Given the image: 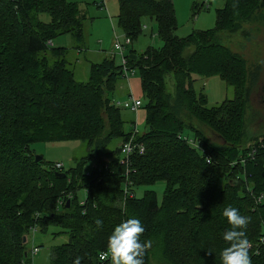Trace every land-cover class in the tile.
Wrapping results in <instances>:
<instances>
[{
	"label": "trees",
	"instance_id": "16d2710c",
	"mask_svg": "<svg viewBox=\"0 0 264 264\" xmlns=\"http://www.w3.org/2000/svg\"><path fill=\"white\" fill-rule=\"evenodd\" d=\"M144 18L154 22L161 45L136 54L131 46L143 33ZM91 20L67 0H0V264H31L23 238L49 227L67 235L65 244L51 249L49 264H73L76 257L80 264H109L98 256L114 227L128 218L140 220L141 241L152 242L144 264L152 255L167 264H222L221 251L229 246L223 234L231 229L222 212L229 205L249 218V255L252 264H264V201L255 203L264 196V156L241 162L249 144L264 140L247 136L252 123L246 120L262 68L249 71L221 42L246 38L245 25H264V0H223L213 29L184 38L176 35L170 0H118L116 23L131 42L128 68L139 72L146 116L144 133L135 135L145 152L131 157L127 174L119 148L132 131H124L111 97L123 80L121 66L115 57L103 58L90 64L83 83L71 68L72 52L88 50L84 23ZM60 35L70 36L74 47H52ZM211 77L233 89L232 100L207 107L206 95L194 86ZM184 131L200 150L179 138ZM62 141L86 145V156L63 178L57 176L63 169L35 163L29 150L32 143ZM89 161L95 167L87 175ZM157 183L164 184L160 202L153 191L136 197V189ZM80 189L82 205L75 198Z\"/></svg>",
	"mask_w": 264,
	"mask_h": 264
},
{
	"label": "rangeland",
	"instance_id": "374dc122",
	"mask_svg": "<svg viewBox=\"0 0 264 264\" xmlns=\"http://www.w3.org/2000/svg\"><path fill=\"white\" fill-rule=\"evenodd\" d=\"M71 3H77L81 8L86 9L91 21L84 23V33L87 39L89 52L84 56L72 52L73 63L71 68L77 82H86L89 75L87 66L89 59L91 62H97L103 56H113V42L115 38L124 43V35L117 27L116 15L118 14V0H67ZM177 21L176 35L184 38L193 31H205L213 29L215 26V13L223 7V0H170ZM203 5L202 8L196 7ZM100 6L101 8H97ZM206 6L208 8H206ZM196 8H200L197 9ZM40 20L48 22L47 15H40ZM144 26L143 33L139 39L131 46L136 54H142L148 47H159L161 42L156 37V26L148 18L142 19ZM244 29L248 31V36L237 35L231 40L221 41L229 49L241 56L247 63L249 71L254 70L257 66L262 68L260 83L252 88L250 102L246 113V120L252 123L251 129L248 130V137L264 136V107L260 97L263 91L259 92L260 85L264 84V25H245ZM251 31V32H249ZM225 36V35H223ZM54 48L74 47V41L70 36L60 35L53 38L51 42ZM130 47V48H131ZM78 55V56H77ZM114 62L119 64V57L115 55ZM98 63V62H97ZM262 82V83H261ZM195 89L201 90L207 97V107H215L225 100H232L234 92L232 88L227 87L219 78L211 77L207 79H197ZM112 99L119 104L121 120L124 122L125 132L135 131L142 135L145 129V110L140 108L136 114L122 108V105L129 100V97L140 100L144 103L140 87L139 72L133 71V75L128 80H121L116 90L111 95ZM128 132V133H129ZM184 136L192 138L188 131H184ZM121 141H117L114 147L118 148ZM29 150L36 157H41L45 164L62 165L63 174L77 165V162L86 156V145L81 141H62L56 143H32ZM94 162L89 161L84 164V172L90 175L94 171ZM146 191H153L156 194L158 202L161 201L164 184L157 183L152 187L136 189V197L140 198ZM65 195L61 196L57 204L62 207ZM76 202L81 204L85 201V190L80 189L75 193ZM60 230L55 227H49L46 233H40L37 229L32 234L29 233L25 239L27 250L31 251L34 247L39 249L38 253L31 256V264H49L51 249L67 242L66 234H58ZM150 264H167L160 257L152 255Z\"/></svg>",
	"mask_w": 264,
	"mask_h": 264
},
{
	"label": "clouds",
	"instance_id": "9594fccd",
	"mask_svg": "<svg viewBox=\"0 0 264 264\" xmlns=\"http://www.w3.org/2000/svg\"><path fill=\"white\" fill-rule=\"evenodd\" d=\"M222 216L231 225V229L223 234V239L229 243V246L221 251L222 264H252L249 255L251 243L244 231L249 218L241 215L239 210L231 205L224 208ZM96 224L100 227L103 221L97 220ZM144 232L145 228L140 220L128 218L122 221L108 236L107 248L99 259L101 261L110 259V264H144L146 251L152 245L150 240L141 241ZM80 261L81 258L76 257L73 264H80Z\"/></svg>",
	"mask_w": 264,
	"mask_h": 264
},
{
	"label": "built area",
	"instance_id": "2783aa9c",
	"mask_svg": "<svg viewBox=\"0 0 264 264\" xmlns=\"http://www.w3.org/2000/svg\"><path fill=\"white\" fill-rule=\"evenodd\" d=\"M211 1L212 0H209L208 4H210ZM130 44H131V42L128 38H124V43H120L115 38V41L113 42V46H112V49H113V56L112 57H115V55L119 57V65L121 66L122 78L125 80H128V78L133 75V71H130L128 68V62H127V58H126L127 48H129ZM113 104L117 107L119 106V104L116 102H113ZM141 106H142V102L140 100L129 97V100H127L122 105V108L130 111L133 114H136L137 111L141 108ZM136 134H138V133L135 131V125H133V131H132L129 139L127 141L123 142L119 148V163L125 167L126 174L128 173V168H129L131 157L133 155L142 156L145 152L144 146L141 143L136 142V140H135ZM179 138L185 144L190 146L191 148L200 150V146L198 144V141L195 140L194 138H189V137H186L184 135H181ZM248 147L250 150L242 158V160H241L242 163L246 162L248 160L249 161L253 160L259 154L264 156V140H263V138H258L255 142L249 144ZM53 168L57 171H60L62 169V165L56 163V164H54ZM66 198L68 200H70L71 197L68 195ZM258 198H261V199H258ZM262 201H264L263 195L255 198V203H257V204L261 203ZM82 204L83 203H81V205ZM35 231H36V228H33L30 231V233L33 234ZM260 244H264V238L260 239ZM38 251H39V249L37 247H34L30 251V256L37 254ZM101 254H103V252L99 254L98 259H99ZM99 261L100 262H108L110 264V259L105 260V261H101L99 259Z\"/></svg>",
	"mask_w": 264,
	"mask_h": 264
},
{
	"label": "crops",
	"instance_id": "0c3cea01",
	"mask_svg": "<svg viewBox=\"0 0 264 264\" xmlns=\"http://www.w3.org/2000/svg\"><path fill=\"white\" fill-rule=\"evenodd\" d=\"M89 50H90V49H89V47H88V50H87L86 52H84L83 55H84V56L86 55V57H87V54H86V53L89 52ZM78 55H81V54H78ZM78 55H77V56H78ZM71 57H72V56H71ZM106 57H108V56H105V55L103 54V56H101V57L98 59L97 62H100L103 58H106ZM71 59H72V61H73V58H71ZM86 60H87V62H88V64H87L88 67H89L90 64H92V63H97V62H91V61H90L89 59H87V58H86Z\"/></svg>",
	"mask_w": 264,
	"mask_h": 264
},
{
	"label": "water",
	"instance_id": "95a60500",
	"mask_svg": "<svg viewBox=\"0 0 264 264\" xmlns=\"http://www.w3.org/2000/svg\"><path fill=\"white\" fill-rule=\"evenodd\" d=\"M131 58V57H130ZM132 59H135V57H132ZM263 105H264V102H263ZM42 160V158L41 157H35V163H38V162H40ZM57 176H59V177H61V178H63L64 176H65V174H63V173H61V174H59V175H57ZM66 205L68 206L69 205V201H67L66 202ZM66 206V207H67ZM25 242V238H23V243Z\"/></svg>",
	"mask_w": 264,
	"mask_h": 264
},
{
	"label": "flooded vegetation",
	"instance_id": "af4514ba",
	"mask_svg": "<svg viewBox=\"0 0 264 264\" xmlns=\"http://www.w3.org/2000/svg\"><path fill=\"white\" fill-rule=\"evenodd\" d=\"M263 93H264V91H263ZM260 100H261V104H262V106L264 107V105H263V102H264V95L262 94V96L260 97Z\"/></svg>",
	"mask_w": 264,
	"mask_h": 264
}]
</instances>
